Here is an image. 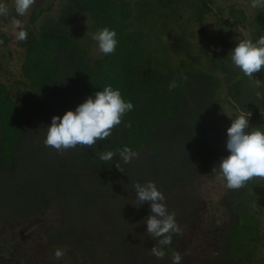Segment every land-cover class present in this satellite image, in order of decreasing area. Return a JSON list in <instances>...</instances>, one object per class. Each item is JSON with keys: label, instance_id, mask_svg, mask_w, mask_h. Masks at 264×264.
<instances>
[{"label": "trees", "instance_id": "trees-1", "mask_svg": "<svg viewBox=\"0 0 264 264\" xmlns=\"http://www.w3.org/2000/svg\"><path fill=\"white\" fill-rule=\"evenodd\" d=\"M213 3L65 0L57 15L42 17L53 5L32 12L31 22L22 26L27 40H19L23 86L14 90L0 80V264L25 254L18 248L22 233L15 231L33 220L41 223L42 245L53 254L43 264H130L122 258L130 244L136 248L144 239L154 247L157 241L147 235L143 222L151 215L150 203L137 207L135 189L127 197V185L140 183L136 178L144 184L151 175L163 194L173 195L197 178L217 175L214 167L229 154L212 145L209 134L221 130L227 107L233 119L243 111L251 115L250 130L264 131L260 74L248 78L231 61L230 52L242 40L235 37L238 33L230 26L228 33L217 35L215 45L196 55L186 32L174 26L190 13L187 18L204 32ZM230 14L251 26L253 42L264 35V6L256 7L251 18L235 5ZM84 16L90 18L93 33L103 27L116 31L113 54L95 58L75 36L72 26ZM0 37L9 41L5 34ZM109 84L134 108L107 140L91 149L77 146L64 152L45 146L53 116L74 111ZM124 146L137 151L138 158L124 163L119 155ZM104 151L116 155L104 162L97 155ZM263 182L254 177L241 189L228 188L219 200L230 221L222 233L213 229L206 237L214 252L212 264H264L259 255L264 234L254 207ZM120 199L131 202L130 216L123 217V206L117 216L97 211ZM103 225L109 227L108 237L102 235ZM56 248L65 252L59 260ZM172 251H179L174 239L165 246L164 259L153 257L159 264H171Z\"/></svg>", "mask_w": 264, "mask_h": 264}, {"label": "rangeland", "instance_id": "rangeland-1", "mask_svg": "<svg viewBox=\"0 0 264 264\" xmlns=\"http://www.w3.org/2000/svg\"><path fill=\"white\" fill-rule=\"evenodd\" d=\"M0 2L6 3L9 10L8 16H0V35L5 34L9 39L7 42L0 37V80H6L14 90H18V88L23 86L21 81V65L24 58V50L19 44V40L16 39L15 32L18 29L13 28L11 19L15 17L21 21L22 26L27 25L31 22L34 10H40L42 7L48 8L50 5L53 6L45 10L42 17L57 15L65 0H36V3L31 6L28 13L24 16L16 14L14 0H0ZM251 4L252 0H214L212 5L213 12L207 15L204 32L201 31L200 24L196 20L187 18L190 13H186L180 22L174 26L176 29L181 28V32H186V35L194 45V53L199 55L202 53L204 46L210 47V45L216 44L218 34L228 33L230 26L238 33L235 37L251 40V26L248 23L241 24V22L234 20L230 14L231 6L235 5L243 8L248 18H251L256 9V7H251ZM40 20L41 18L38 19V22ZM72 29L75 36L83 42L93 57L96 58L102 54L98 49L97 43L92 39V22L88 16L78 19L72 26ZM258 73L260 74L259 83H264V68ZM226 114L227 121L222 124L219 132L216 131L209 134V142L227 154H230L226 148L227 135L224 133V129L231 126L233 119L232 110L229 107L226 109ZM150 178L151 175H148L147 180L152 181ZM136 180L140 181L141 184L144 182L142 178H136ZM226 183V180L217 174L210 177L197 178L194 185L186 187L183 191L173 192V195H170L172 193L164 194L169 212H172V209L175 208L182 213V215L176 217V220L183 230V235L173 237L174 241L178 242V249L183 257L181 264H212L214 259L213 248L209 247L205 242L211 230L215 229L222 233L230 221L229 212L219 202L228 189ZM132 187V182L126 186L128 189V191H125L127 197L131 198L132 194L130 191H132ZM170 189L172 188H168V190ZM193 189H196L198 196L194 195ZM117 192L119 194V191ZM172 199H176L177 201H172ZM130 205L131 202L129 200L123 201L120 199L107 202L106 206L97 208V211H107L117 216L120 210L119 207L123 206L126 211V214L123 216L125 218L131 215L130 209H128ZM254 207L260 220L261 231L264 234V182L263 190L259 199L256 200ZM116 220L119 222L118 219ZM106 223L109 224V221ZM41 227V223L33 220L23 228L17 229L15 233H22L21 242L23 244L19 245L18 248L24 249L25 254H16L12 257V260L3 261L2 264H43V262L47 261V257H51L53 254H51L52 250H48L47 247L42 245ZM101 232L106 233L102 235L109 236L107 234L110 233L109 227L103 225ZM139 235L142 236V234ZM152 247H149L148 243L143 239V242L136 248L131 244L129 245L126 257H122L123 251L119 252V257L125 258L124 260L130 264H159L152 255H149V250ZM145 252H147V257H144ZM259 255L264 256V244L260 247ZM144 258L146 259V263H144Z\"/></svg>", "mask_w": 264, "mask_h": 264}, {"label": "clouds", "instance_id": "clouds-1", "mask_svg": "<svg viewBox=\"0 0 264 264\" xmlns=\"http://www.w3.org/2000/svg\"><path fill=\"white\" fill-rule=\"evenodd\" d=\"M36 0H14L15 12L24 16ZM264 6V0H252L251 7ZM9 10L6 3L0 2V16H8ZM11 24L17 40L26 41L27 31L22 27L21 21L13 17ZM117 33L109 27L98 29L92 34V39L97 43L98 49L105 55L116 51L118 41ZM234 66L248 78L264 68V35L255 43L249 39L240 40L230 52ZM175 85L170 84V87ZM134 105L125 101L119 89H114L111 84L102 91H97L89 96L85 102L76 109L67 111L63 117L53 116L51 125L47 127L44 144L59 152L67 151L77 146L93 148L98 141L107 140L112 135L114 127L122 123L123 117L131 112ZM243 111L232 119L231 126L227 129L226 148L230 153L222 157L213 172L226 180V187L238 190L246 186V182L254 177L264 178V131L259 128L250 130L249 117ZM130 126V125H129ZM99 159L108 162L116 155L113 151L97 153ZM119 155L124 163H131L138 158L139 153L128 146L119 149ZM116 167L122 172L119 163ZM139 207L150 203L151 215L143 221L147 225V235L157 241L149 250V255L157 259L166 256L165 246H171L174 236H182L183 230L176 220V212H169L166 197L153 181L144 184L136 182L133 185ZM65 255L61 248L54 251L55 259L59 260ZM182 255L179 251H172L171 264H181Z\"/></svg>", "mask_w": 264, "mask_h": 264}]
</instances>
